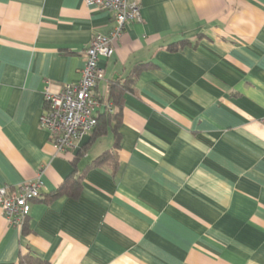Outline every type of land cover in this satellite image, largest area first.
Listing matches in <instances>:
<instances>
[{"label": "crops", "instance_id": "0c3cea01", "mask_svg": "<svg viewBox=\"0 0 264 264\" xmlns=\"http://www.w3.org/2000/svg\"><path fill=\"white\" fill-rule=\"evenodd\" d=\"M138 3L139 21L98 61L103 102L127 85L111 97L118 125L56 156L39 124L44 91L80 80L111 15L0 0V189L42 182L21 231L0 212V264H264V0ZM104 153L115 160L95 164ZM74 158L79 195L50 200Z\"/></svg>", "mask_w": 264, "mask_h": 264}, {"label": "built area", "instance_id": "2783aa9c", "mask_svg": "<svg viewBox=\"0 0 264 264\" xmlns=\"http://www.w3.org/2000/svg\"><path fill=\"white\" fill-rule=\"evenodd\" d=\"M86 7L108 12L113 27L108 35L93 34L83 54V68L80 80L59 94L44 91V110L40 125L51 139L56 156L69 154L97 125V114L104 110L115 113L111 104L103 103L94 94V89L103 79V71L98 67L100 58H109L114 52V44L120 39L127 23L140 19L138 0H81ZM264 123V119L262 120ZM41 176L19 186L15 194L8 195L0 189V212L8 225L22 230L30 213L31 203L40 197Z\"/></svg>", "mask_w": 264, "mask_h": 264}, {"label": "trees", "instance_id": "16d2710c", "mask_svg": "<svg viewBox=\"0 0 264 264\" xmlns=\"http://www.w3.org/2000/svg\"><path fill=\"white\" fill-rule=\"evenodd\" d=\"M183 44H184V42H180L178 45L175 44V45L171 46V48L174 47L173 49H176L178 46L183 45ZM143 67L144 66L140 65L135 70L139 71L140 69H143ZM126 86H127L126 82L119 83V81H116L115 83H112L109 86V90H108L109 99L105 102H103L102 99H101V101L103 103H106V105L111 104L115 108L116 111H115V113H108V112L102 110L103 118H101L99 116V112H98L97 120H96L97 121L96 129L98 128V124L101 125L104 123L105 124L115 123V125H118V115H119L120 108L113 104L114 102L112 100H114V99H112L111 97L119 94L123 90H126ZM115 128L116 127H114V130H116ZM114 157H115V155H113L112 153H109V154L104 153L101 157L96 158V161L94 163L96 164V163H102V162L107 161V160H115ZM72 160H73L72 161L73 170H72L71 175L68 176L67 180L63 184H61L60 187L57 188V190L53 194L50 195L51 196V197H49L50 200L54 199L56 197H61L63 195H66V196L72 197V198L73 197L76 198V196L79 195L80 190H81V183L80 182H81L82 178H81V174L80 173L77 174V172H76L78 170H77L74 163H75V161H77V158H74ZM74 173H76V174H74ZM40 199H41V201L45 200L43 198H40ZM37 200H39V197ZM18 261H19V264H48L42 260H39L38 258L32 257L29 254L27 256L21 258Z\"/></svg>", "mask_w": 264, "mask_h": 264}]
</instances>
